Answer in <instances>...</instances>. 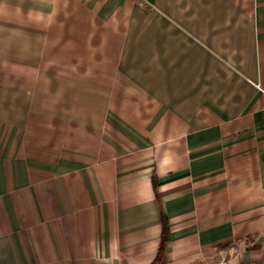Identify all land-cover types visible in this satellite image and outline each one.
Returning a JSON list of instances; mask_svg holds the SVG:
<instances>
[{
    "label": "crops",
    "instance_id": "0c3cea01",
    "mask_svg": "<svg viewBox=\"0 0 264 264\" xmlns=\"http://www.w3.org/2000/svg\"><path fill=\"white\" fill-rule=\"evenodd\" d=\"M264 264V0H0V264Z\"/></svg>",
    "mask_w": 264,
    "mask_h": 264
},
{
    "label": "trees",
    "instance_id": "16d2710c",
    "mask_svg": "<svg viewBox=\"0 0 264 264\" xmlns=\"http://www.w3.org/2000/svg\"><path fill=\"white\" fill-rule=\"evenodd\" d=\"M161 241H162V242H161V246L159 247V251H158V253H157V256H156V258H155V260L153 261L152 264H159V262H160L161 252H162V248H163L162 243L164 242V237L162 238Z\"/></svg>",
    "mask_w": 264,
    "mask_h": 264
}]
</instances>
